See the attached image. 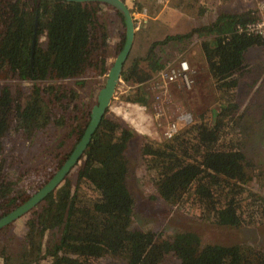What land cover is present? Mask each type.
Listing matches in <instances>:
<instances>
[{"label":"trees","instance_id":"trees-1","mask_svg":"<svg viewBox=\"0 0 264 264\" xmlns=\"http://www.w3.org/2000/svg\"><path fill=\"white\" fill-rule=\"evenodd\" d=\"M30 1L0 0V154L4 139L9 136L11 141L19 131L33 139L47 122L70 125L72 119L64 111L72 106L69 98L76 94L74 86L85 87L95 63L101 74L108 71L105 57L100 63L92 55L99 44H110L104 6L122 17L113 7L98 2L33 0L30 5ZM258 19L250 10L224 12L207 26L167 37L166 41L175 39L183 45L198 38L199 56L188 61L194 77L200 71L190 60L209 74L217 108L207 109L194 123L162 141L145 139L129 124L106 113L82 157L78 181L73 183L69 174L29 213L28 231L20 240L24 260L17 259L20 264H40L46 256L52 258V264H104L108 259L112 264H117L116 259L123 264H264V247L250 242H206L194 227L171 232L136 229L135 198L128 184L130 146L144 138L137 144L138 152L166 204L221 228L264 225V196L254 187L264 185V168L256 162L247 138L255 126L264 129V61L255 57L258 50L264 51V37L247 30ZM125 38L123 35L118 51ZM154 48L151 45L145 57L131 61L122 74L124 81L146 82L168 63ZM186 49L180 53L183 58H188ZM68 79L74 81L73 89L64 83ZM12 80L33 86L23 89ZM24 90L31 93L24 94ZM55 93H59L57 100L48 98L57 102L53 105L60 111L56 120L46 102ZM151 96L145 85H139L124 99L150 106ZM88 117L89 113L69 132L75 135L74 142L57 170L82 137ZM245 118L258 124L246 126ZM12 151V155L6 154L15 161L16 144ZM4 158L0 162V210L6 212L20 204L14 195L15 171L11 176L4 173ZM12 228L10 224L0 229L5 246L2 256Z\"/></svg>","mask_w":264,"mask_h":264},{"label":"rangeland","instance_id":"rangeland-1","mask_svg":"<svg viewBox=\"0 0 264 264\" xmlns=\"http://www.w3.org/2000/svg\"><path fill=\"white\" fill-rule=\"evenodd\" d=\"M125 2L135 18L136 37L124 69L131 64L134 58L140 56L139 58L142 59V57H145L146 51L151 45L155 47L154 51L164 62L176 61L182 56L181 51L186 48L187 59L192 57V59L197 60L198 51L201 50L200 42L196 41L198 38L194 36L190 40V44L183 45L182 42L175 39L166 41L167 37L193 31L199 25L207 26L217 20L218 16L224 12L235 13L250 10L257 14L258 21H264V0H125ZM32 4L33 0L30 1V5ZM104 7L108 10H104L106 13L103 14V19L106 23V31L110 34L108 38L110 44L108 47L99 44L92 55L95 62H100L105 57V64L109 68L121 50L118 51L117 46L121 44L123 35L126 36V26L122 17L115 10H109L107 6ZM40 40L44 41L45 35L41 36ZM194 43L197 44L191 48ZM257 52L258 54L255 57L258 56L264 61V51L261 49ZM190 61L200 71L194 79V84L191 87L179 82L169 85L167 94L157 109L155 107L158 103L156 89L151 85V79L156 73H152L150 79L142 83H136L133 80L124 81L121 78L108 113L114 114L120 121L129 124L138 135L156 141L164 140L160 137L161 127L167 125L171 120L181 121L183 112H189L193 115L194 120L189 123L191 125L207 109L217 108L218 101L215 100L214 90L209 84L210 79L207 71L198 68L200 63ZM107 73L108 71L101 74L100 68L95 63V66L89 69L90 77L86 79L87 84L85 87L78 88V86H74L76 94L69 98L72 106L64 111V114L72 119V121H69L70 125H58L50 121L34 135L33 139L27 138L23 131H19V134L11 141L9 136L4 139L3 151L5 153L0 154V162L5 157V161H2L6 163L4 165L5 174L11 176L12 171H15L13 174L16 182L14 195L19 198V204L36 193L57 171L58 162L69 151L74 142L75 135L70 136L69 132L84 122L87 113H90V106L96 102L97 92L105 85ZM12 81L19 83L23 89L29 90L33 86V83L28 81ZM65 81L63 82L67 84V87L73 89L74 81L71 79ZM57 82L60 83L61 81ZM57 82L53 81L51 83ZM138 85H145L153 93L150 106L124 99ZM24 91V94L31 93L30 91ZM58 96L59 93H55L46 97V102L51 110V117H54V120H56V117H60V111L53 108V105H57V102L51 101L49 98L57 100ZM134 106L137 113L139 112L136 115L132 113ZM140 108L146 109L141 110ZM208 116L210 115L208 114L205 117ZM244 124L254 126L258 123L253 119L245 118ZM189 125L183 126V128ZM144 138L136 139L129 150V154H132L128 184L135 198L133 213L136 216V229L148 230L153 227L171 232L181 227H194L206 242L222 241L223 243L232 244L246 241L264 247V225L262 227L249 226L250 228L239 230L221 228L206 219H198L197 216L187 215L185 214L187 212L179 207L176 208L166 204L150 181L147 166L143 163V159L138 152L139 147L137 144H141V140ZM247 138L248 143H251V148L255 151L256 162L264 168V129L260 130L258 126H255L254 133L248 135ZM15 144L19 148V153L14 161L6 153L9 152L12 155ZM83 166L84 160L81 159L69 172L73 183L78 181ZM254 187L257 192L264 196V185L255 184ZM1 213H3L2 210H0ZM28 223L29 214L12 223L13 228L7 237L5 256H2L5 247H3L4 241L0 240V264L21 263L17 260L22 255L19 253L20 240L24 239L22 237L28 231ZM211 228H216V230ZM116 260L117 264H123L118 259ZM22 261L24 260L22 259ZM105 263L112 264L110 259ZM40 264H52V258L46 256Z\"/></svg>","mask_w":264,"mask_h":264},{"label":"water","instance_id":"water-1","mask_svg":"<svg viewBox=\"0 0 264 264\" xmlns=\"http://www.w3.org/2000/svg\"><path fill=\"white\" fill-rule=\"evenodd\" d=\"M70 2L98 1L116 9L124 18L126 26L125 43L117 54L113 64L108 70L105 85L99 90L96 103L91 109V119L82 137L77 142L68 158L60 168L36 193L27 198L9 213L0 217V229L14 223L17 219L27 215L33 208L42 202L49 194L54 192L64 181L73 167L82 159L94 134L96 133L103 117L110 108L124 71L125 63L130 55L136 37V27L133 13L124 0H66ZM37 25L35 24L34 41L36 38Z\"/></svg>","mask_w":264,"mask_h":264},{"label":"built area","instance_id":"built-area-1","mask_svg":"<svg viewBox=\"0 0 264 264\" xmlns=\"http://www.w3.org/2000/svg\"><path fill=\"white\" fill-rule=\"evenodd\" d=\"M240 30H242L241 27ZM247 30L264 37V21H255L249 23ZM194 75V69L191 67L188 59L183 58V56L179 57L176 61L167 63L162 69L158 70L155 76L151 79V85L156 89V99L158 100V103L155 105L156 109L157 107H160L161 103L163 102L169 85L179 82L185 86L191 87V85L195 82ZM141 109L145 110L146 108ZM183 113L184 114L181 118V121L171 120L167 125L161 127L160 137L162 139L172 138L183 128V126L189 125V123L194 120V117L191 113Z\"/></svg>","mask_w":264,"mask_h":264},{"label":"flooded vegetation","instance_id":"flooded-vegetation-1","mask_svg":"<svg viewBox=\"0 0 264 264\" xmlns=\"http://www.w3.org/2000/svg\"><path fill=\"white\" fill-rule=\"evenodd\" d=\"M63 1H66V0H63ZM124 1H125V0H124ZM66 2L71 3L70 1H66ZM85 2H98V1H85ZM80 3H82V2H80ZM98 3H101V2H98ZM126 4H127V3H126ZM132 13H133V12H132ZM120 14H121V13H120ZM122 17H123V16H122ZM133 17H134V15H133ZM134 20H135V18H134ZM36 22L38 23V15H37L36 18H35L34 26H35ZM124 22H125V21H124ZM135 27H136V22H135ZM37 28H38V25H37ZM34 30H35V29H34ZM33 51H34V50H33ZM165 63H167V62H165ZM110 67H111V65L109 66V68H110ZM109 68H108V69H109ZM122 74H123V73H122ZM121 78H122V77H121ZM138 86H139V85H138ZM98 92H99V91H98ZM98 92H97V93H98ZM97 95H98V94H97ZM96 98H97V97H96ZM96 100H97V99H96ZM95 103H96V102H95ZM95 103H94V104H95ZM94 104H93V105H94ZM93 105L90 106L91 109H92ZM91 109H90V113H89V117H88L89 122H90V119H91ZM108 111H109V109L107 110V113H108ZM89 122H88V124H89ZM88 124H87V126H88ZM87 126H86V127H87ZM85 130H86V128H85ZM85 130H84V131H85ZM26 200H27V199H26ZM26 200H25V201H26ZM23 202H24V201H23ZM23 202H22V203H23ZM20 204H21V203H20ZM17 206H19V205H16V206L12 207L11 209L7 210L6 212H5L4 210H2L3 213L0 214V217H3L4 215H6L7 213H9L12 209L16 208ZM33 209H34V208H33ZM31 211H32V210H31ZM31 211H30V212H31ZM30 212H29V213H30ZM29 213H28V214H29ZM28 214H27V215H28ZM25 216H26V215H25Z\"/></svg>","mask_w":264,"mask_h":264},{"label":"crops","instance_id":"crops-1","mask_svg":"<svg viewBox=\"0 0 264 264\" xmlns=\"http://www.w3.org/2000/svg\"><path fill=\"white\" fill-rule=\"evenodd\" d=\"M132 113H135V114H138V113H139V112L137 113V110H136V107H135V106H134V108L132 109Z\"/></svg>","mask_w":264,"mask_h":264},{"label":"bare ground","instance_id":"bare-ground-1","mask_svg":"<svg viewBox=\"0 0 264 264\" xmlns=\"http://www.w3.org/2000/svg\"><path fill=\"white\" fill-rule=\"evenodd\" d=\"M141 109V108H140ZM142 110V109H141ZM136 115V114H135ZM135 118V117H134ZM137 119V118H136ZM138 120V119H137ZM139 121V120H138Z\"/></svg>","mask_w":264,"mask_h":264}]
</instances>
